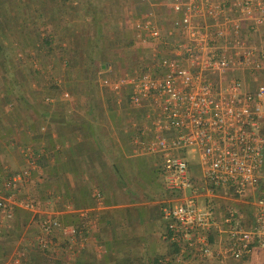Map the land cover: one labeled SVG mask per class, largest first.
<instances>
[{
	"label": "crops",
	"instance_id": "obj_1",
	"mask_svg": "<svg viewBox=\"0 0 264 264\" xmlns=\"http://www.w3.org/2000/svg\"><path fill=\"white\" fill-rule=\"evenodd\" d=\"M139 11L154 13L159 49L180 38L169 0H0V185L28 168L24 150L37 159L13 184L34 208L3 218L0 264L20 252L25 264H153L172 251L161 208L178 195L165 188L160 154L143 148L154 138L151 110L105 85L152 59L133 27ZM255 41L264 58V25ZM44 215L78 231L71 253L58 232L41 253Z\"/></svg>",
	"mask_w": 264,
	"mask_h": 264
},
{
	"label": "built area",
	"instance_id": "obj_2",
	"mask_svg": "<svg viewBox=\"0 0 264 264\" xmlns=\"http://www.w3.org/2000/svg\"><path fill=\"white\" fill-rule=\"evenodd\" d=\"M169 6L180 38L159 49L154 13L139 11L133 27L152 59L105 81L110 93L126 87L131 105L151 110L154 138L143 148L160 154L165 188L178 195L161 208L162 239L172 251L159 262L242 260L255 248L264 254V83L258 78L264 58L255 41L264 0H169ZM24 153L28 168L0 185V224L16 205L34 208L13 190L36 165L33 152ZM39 225L38 248L53 251L58 232L72 252L75 227L45 215ZM23 257L20 252L10 264Z\"/></svg>",
	"mask_w": 264,
	"mask_h": 264
},
{
	"label": "rangeland",
	"instance_id": "obj_3",
	"mask_svg": "<svg viewBox=\"0 0 264 264\" xmlns=\"http://www.w3.org/2000/svg\"><path fill=\"white\" fill-rule=\"evenodd\" d=\"M260 81V80H259ZM201 207H203V202L201 201L200 202V204H199ZM61 246H63V245H60L59 247H61ZM261 250H259V249H255L254 251H253V253L251 254V258L250 259H248L247 261H245V263L244 264H264V259L262 258V259H260V255H259V252H260ZM60 252H62V251H60ZM262 252V251H261ZM260 252V253H261ZM63 253L65 254V252L63 251ZM263 253V252H262ZM261 253V254H262ZM264 255V254H263ZM66 256V254L64 255V259L66 258L65 257ZM257 258L258 259V257H259V259L257 260V259H255V258ZM189 264H243L242 262L241 263H238V262H236V261H234L233 259H231V258H228L227 260H223V261H218V260H216V259H204V260H194V261H191V262H189Z\"/></svg>",
	"mask_w": 264,
	"mask_h": 264
},
{
	"label": "trees",
	"instance_id": "obj_4",
	"mask_svg": "<svg viewBox=\"0 0 264 264\" xmlns=\"http://www.w3.org/2000/svg\"><path fill=\"white\" fill-rule=\"evenodd\" d=\"M39 250H41V253L42 254H45V255H48L49 256V253H47V250L46 249L39 248ZM47 260H48V263H47ZM51 263H52V260H51L50 257L42 256V259L40 260V263H36V264H51ZM153 264H161V263L159 262V260L155 259L154 262H153Z\"/></svg>",
	"mask_w": 264,
	"mask_h": 264
}]
</instances>
